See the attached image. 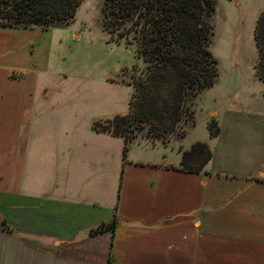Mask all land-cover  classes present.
<instances>
[{"label": "crops", "instance_id": "obj_1", "mask_svg": "<svg viewBox=\"0 0 264 264\" xmlns=\"http://www.w3.org/2000/svg\"><path fill=\"white\" fill-rule=\"evenodd\" d=\"M51 31L0 27V264H264V90L209 116L219 136L194 125L190 145L143 140L124 160L125 137L95 124L130 104L45 80L35 34ZM198 143L211 160L182 170Z\"/></svg>", "mask_w": 264, "mask_h": 264}, {"label": "trees", "instance_id": "obj_2", "mask_svg": "<svg viewBox=\"0 0 264 264\" xmlns=\"http://www.w3.org/2000/svg\"><path fill=\"white\" fill-rule=\"evenodd\" d=\"M84 0H0V27L16 29H66L75 20ZM217 0H104L105 26L134 35L137 57L146 72L134 83L130 112L108 120L106 131L126 139L124 160L135 122L154 123L161 133H172L182 120L186 106L193 105L205 91L213 88L219 76V63L211 46L213 18ZM113 19V21H111ZM258 49L256 76L264 83V11L255 29ZM96 129V128H95ZM211 137L220 134L212 120ZM212 155L207 145L198 143L183 155L181 169L203 172ZM117 212V208H116ZM6 227V222H0ZM117 215L111 223L91 234L115 232Z\"/></svg>", "mask_w": 264, "mask_h": 264}, {"label": "rangeland", "instance_id": "obj_3", "mask_svg": "<svg viewBox=\"0 0 264 264\" xmlns=\"http://www.w3.org/2000/svg\"><path fill=\"white\" fill-rule=\"evenodd\" d=\"M103 1L84 0L68 28L35 35L51 71L45 80L58 83L66 79L71 84L94 85L103 89L107 100L124 112L126 105L132 103L134 83L146 72V66L137 57L134 35L104 25ZM263 11L264 0H217L211 46L219 63L215 86L202 93L193 105L186 106L172 133H161L154 123L135 122L129 136L136 142L155 141L163 145L187 137L184 145L188 146L193 140V135H188L193 126H197L196 136L206 135L205 121L227 102L237 103L236 114H244L241 106L258 99L264 90L255 71L259 56L254 38Z\"/></svg>", "mask_w": 264, "mask_h": 264}, {"label": "built area", "instance_id": "obj_4", "mask_svg": "<svg viewBox=\"0 0 264 264\" xmlns=\"http://www.w3.org/2000/svg\"><path fill=\"white\" fill-rule=\"evenodd\" d=\"M106 126H107V122H106V121L97 122V123L95 124V128H96V130H98L99 132L112 134L111 131H109V130L106 131V130L104 129V127H106Z\"/></svg>", "mask_w": 264, "mask_h": 264}]
</instances>
